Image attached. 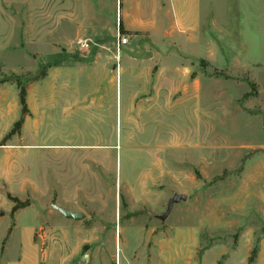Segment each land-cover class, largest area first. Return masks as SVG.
<instances>
[{"label":"rangeland","instance_id":"rangeland-1","mask_svg":"<svg viewBox=\"0 0 264 264\" xmlns=\"http://www.w3.org/2000/svg\"><path fill=\"white\" fill-rule=\"evenodd\" d=\"M83 1L84 5L81 0H0V81H6L0 88V134L6 135L19 119L20 88L26 91L30 110L39 101L111 96L106 85L93 93L96 86L85 88L88 82L82 78L81 87L78 76L65 72L105 71L111 66L98 61V53H118L121 58L128 48L118 52L101 46L102 28L108 27L119 42L124 38L109 7L113 0ZM64 57L67 67L60 66ZM200 67L211 74L205 62ZM219 74L210 84L203 78L202 122L196 133L192 125L183 126L177 119L176 125L161 124L159 113L152 126L107 124L105 140L95 143L99 150L73 153V146H52L46 140L49 124L42 126L44 138L37 146L21 135L4 142L0 168L5 184L13 195L36 199L43 254L55 243L50 232L56 225L91 234L92 242L79 252L81 257L89 249L103 251L117 245V238L100 234L119 226L155 231L198 226L203 248L217 244L234 252L246 232L253 240L264 237V108L258 105L249 76ZM91 124L75 117L62 123L64 141L92 143ZM151 131L153 141L146 140ZM172 151L184 153L188 162L174 161ZM188 154H196L195 160ZM0 194L8 192L0 186ZM175 194L186 200L160 219ZM55 202L59 208L83 214L84 220L65 219L54 210ZM8 203L1 199L0 211ZM68 239L70 246L76 245V236ZM253 263L252 258L247 262Z\"/></svg>","mask_w":264,"mask_h":264},{"label":"crops","instance_id":"crops-1","mask_svg":"<svg viewBox=\"0 0 264 264\" xmlns=\"http://www.w3.org/2000/svg\"><path fill=\"white\" fill-rule=\"evenodd\" d=\"M109 7L116 14L117 31L127 42L121 45L105 27L101 46L118 52L128 47L123 57L103 51L98 53L97 60L110 65V69L65 72L78 76L80 86L82 78L88 82L85 88L96 86L93 93L98 94L97 89L106 85L111 96L106 99V94L99 93L94 99H81L83 96L79 95L74 101H39L30 110L24 90L27 112L23 117L19 101V119L22 117L23 123L14 135H21L37 146L44 138L42 126L49 124L46 140L52 146H73L76 148L73 153H81L79 149L83 148L99 150L95 143L105 140L107 124L152 126L159 113L164 119L161 124L176 125L177 119L183 126L192 125L196 133L202 122L203 78H208L210 84L221 76L219 72L231 77L249 76L259 96L258 105L264 108V0H113ZM61 61L60 66L67 67L68 58ZM202 62L208 64L211 74L201 69ZM77 84L74 85L79 88ZM73 117L85 119L87 124L92 122V143L64 141L67 133L60 125ZM10 131L0 134V148L9 140ZM186 131L185 128L183 132ZM153 134L151 131L146 140L153 141ZM5 153V149H0L1 157ZM169 155L177 163L187 161L184 153L172 151ZM189 157L194 161L196 154ZM5 179L1 167V188L21 202L30 201L28 207L14 214L11 202L2 205L0 264H219L222 257L223 264H247L251 258L253 264H264V237L253 240L246 232L236 252L217 244L203 248L198 226L160 231L128 226H119L117 231L105 228L100 237H115L118 244L113 243L103 251L89 249L81 257L79 252L92 242L91 234L56 225L50 232L56 238L55 243L43 254L38 240L42 218L36 199L11 194ZM0 196V203L1 199L7 200L5 195ZM57 205L59 202H55ZM75 236L76 245L70 246L72 240L68 238Z\"/></svg>","mask_w":264,"mask_h":264},{"label":"trees","instance_id":"trees-1","mask_svg":"<svg viewBox=\"0 0 264 264\" xmlns=\"http://www.w3.org/2000/svg\"><path fill=\"white\" fill-rule=\"evenodd\" d=\"M4 82H6V81H0V84L4 83ZM19 101H20L21 108H22V116L24 117L26 112H27V109H26V104H25V91H24L23 88L20 89ZM22 123H23V118L21 117L13 125V128L10 131L9 135L7 136V138H9L11 135H14L15 133H17L20 130ZM6 198H7V200L9 202H11L13 204V207L11 209V214H14L16 211H18L20 209H24V208L29 206V201L21 202L17 198L11 197L9 194L6 196Z\"/></svg>","mask_w":264,"mask_h":264},{"label":"water","instance_id":"water-1","mask_svg":"<svg viewBox=\"0 0 264 264\" xmlns=\"http://www.w3.org/2000/svg\"><path fill=\"white\" fill-rule=\"evenodd\" d=\"M186 200V196L185 195H174L167 204V208L164 214H162V216L160 217V219H164L166 218L169 213L172 210V207L174 204L180 202V201H185ZM54 210L57 211L60 215H62L65 219L67 220H72V221H82L84 220V215L81 213H71L67 210H64L62 208H59L57 206H53ZM2 215V213L0 212V216Z\"/></svg>","mask_w":264,"mask_h":264},{"label":"built area","instance_id":"built-area-1","mask_svg":"<svg viewBox=\"0 0 264 264\" xmlns=\"http://www.w3.org/2000/svg\"><path fill=\"white\" fill-rule=\"evenodd\" d=\"M126 42H127L126 39H124V38H121V39H120V43H121V45H125Z\"/></svg>","mask_w":264,"mask_h":264}]
</instances>
